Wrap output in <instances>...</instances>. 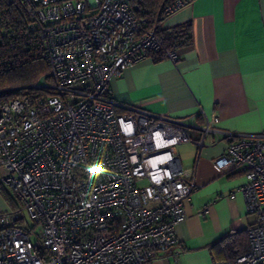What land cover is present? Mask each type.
Instances as JSON below:
<instances>
[{
  "label": "built area",
  "instance_id": "2783aa9c",
  "mask_svg": "<svg viewBox=\"0 0 264 264\" xmlns=\"http://www.w3.org/2000/svg\"><path fill=\"white\" fill-rule=\"evenodd\" d=\"M17 1L48 71L0 101V184L17 201L0 208V264H153L178 243L196 189L172 148L218 141L214 163L243 175L230 197L242 195L253 221L247 251L213 264H264V132L220 131L201 109L177 119L116 102L110 82L162 44L132 0ZM190 1L163 5V19Z\"/></svg>",
  "mask_w": 264,
  "mask_h": 264
},
{
  "label": "crops",
  "instance_id": "0c3cea01",
  "mask_svg": "<svg viewBox=\"0 0 264 264\" xmlns=\"http://www.w3.org/2000/svg\"><path fill=\"white\" fill-rule=\"evenodd\" d=\"M187 21L191 45L179 50L175 61L148 57L126 67L110 82L111 97L177 119L201 109L218 117L220 131L264 132V0H191L164 18L162 26ZM193 121L200 124L201 118ZM225 146L218 141L200 149L193 143L172 149L182 167L192 170L196 189L185 201L187 217L177 225L178 243L153 264H213L245 250L253 217L240 193L230 197L243 175L224 173L214 163ZM5 201L12 202L0 197L1 206ZM204 206L208 212L201 217L196 211Z\"/></svg>",
  "mask_w": 264,
  "mask_h": 264
},
{
  "label": "trees",
  "instance_id": "16d2710c",
  "mask_svg": "<svg viewBox=\"0 0 264 264\" xmlns=\"http://www.w3.org/2000/svg\"><path fill=\"white\" fill-rule=\"evenodd\" d=\"M175 0H132L138 18L147 20L145 27L155 28L162 37L159 49L150 52V57L161 60L167 51L178 55L179 50L192 43L191 23L189 21L172 26H162L163 5ZM33 20L26 14L17 0H0V101L15 95L7 89L22 87L21 93L31 90L33 84L48 71L45 58L46 46L39 34L32 29ZM177 59V58H176ZM247 231V230H246ZM246 247L248 249L246 234ZM239 253V254H241ZM239 254H233L228 260Z\"/></svg>",
  "mask_w": 264,
  "mask_h": 264
},
{
  "label": "rangeland",
  "instance_id": "374dc122",
  "mask_svg": "<svg viewBox=\"0 0 264 264\" xmlns=\"http://www.w3.org/2000/svg\"><path fill=\"white\" fill-rule=\"evenodd\" d=\"M174 148H175V146L172 149H174ZM0 197L2 199H4V200L5 199L12 200L11 203L6 202L7 201L6 200L5 201L6 202V206H1V204H0V208L1 209H10V208H15L17 206V201L14 199L10 189L7 186L3 185V184H0Z\"/></svg>",
  "mask_w": 264,
  "mask_h": 264
}]
</instances>
